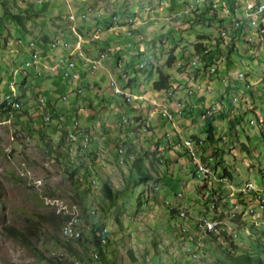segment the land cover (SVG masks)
<instances>
[{"label":"rangeland","instance_id":"obj_1","mask_svg":"<svg viewBox=\"0 0 264 264\" xmlns=\"http://www.w3.org/2000/svg\"><path fill=\"white\" fill-rule=\"evenodd\" d=\"M2 1L7 2V7L5 8L0 3V24L4 28L0 32V38H7V40L6 43L0 41V264H55L54 262L57 261L60 262L59 264H99L98 261H82L78 257L79 254L70 251L64 245L68 238L64 237L62 228L74 215L79 216L80 227L87 238H90V223L99 219H101V222L104 221V225L108 227L110 238V243L107 246L108 250L106 247V251L115 255L116 264H152L150 262L157 264L156 260L151 259L152 256L157 260L158 257L161 258L160 264H229L223 261L221 263L216 262L217 257L223 256L222 252L218 247H215V244L207 243L209 240L208 235L206 237L201 231L202 228L197 227L198 218L214 217V215L218 217L219 213L205 209L202 204H198L190 198V195H192V198L197 197L195 187L198 185L199 179L192 177L191 168L194 169V164L190 162L186 150L183 157L179 156V158L173 160L170 154L173 150L169 145L166 146L165 154H159V146L155 145L154 142L153 145L150 143L151 140L147 138L148 132L150 134L151 131L144 133L142 131L145 126L139 127V124L133 122L134 128L139 127V134L133 135L132 141L126 135L122 139L128 141L130 151L134 150L133 152L136 155L138 154L143 163V168L149 173L146 181H141L136 171H131L129 164L118 163L120 159L119 151L122 149L118 150V145H121L122 141H120L117 132L112 133L103 129V132L97 136L100 128L96 124L99 119L104 122L105 110L103 108H100L99 111L93 110L98 119L88 117L84 110H79L82 107L86 111H90V102L99 105V101L104 102V94V97L108 100L106 101L107 107L111 99L118 101L120 104L116 108L119 129L122 127L121 122H123L125 129L129 130V121H133L135 114L133 105L138 101H127L122 94L115 92L114 87L111 85H109V88L104 87L102 90L103 92L105 89L104 93L101 92L99 95L93 93V90H91L92 92L88 91L89 89L86 87L82 89L81 94L78 93L69 84L70 80L68 78L52 77L54 75L51 73L50 63L47 62V56H50L51 52L42 51L40 44L49 42L48 45H50L51 41H56L60 46L66 41L67 36L72 35V39H78L79 34L80 44L76 47L83 49V41H90L92 36H95L94 38L98 37L97 40H99L103 36L101 33H93H97V30L99 32L104 31L108 27L106 26L108 22L114 25L122 24L123 27L115 29L116 37L114 40L117 43L118 41L121 42V45H118L121 46L124 56H126V52L129 53V56L134 55L132 50L135 49L134 53H137L138 58L133 60L126 70L128 73H133L138 82V75L146 76L147 79L148 73L145 70L149 68L156 69L158 66L163 67L168 54L175 50L178 44L185 43L189 48H192L194 42L204 39L211 50L216 51L212 53L215 54L213 62L218 66L217 69L226 71L227 67H231L228 69L229 75L222 74L223 71H220L216 81H214L219 82L222 80L224 84L221 87L223 93H219V89L214 90L212 85L214 79L209 77L210 70L206 66L202 68L193 67L196 74L188 67L186 58H192L195 55H191L189 50L183 51V48H181L180 52L186 53L184 55L186 58H183L181 53H176L178 55L176 62L171 67L165 66V69L172 74V80L174 86H176V90L169 94V98L172 101H178L179 98L174 99L173 97H176L175 94H178L179 90L184 96L187 87H191L188 89L192 93L196 91L203 92L205 86L202 85L201 90L199 85L203 83L197 80L203 74L201 80L208 79V83L212 87L209 93L221 94L223 99H227L229 105L240 104L243 107V113L231 116L232 119L228 118L230 115L228 112H220L222 114H219L220 110L215 109V116L220 117L221 120V123L217 126L219 134L214 135L212 140L204 141L202 146L203 151L206 153L215 149L214 154L216 156L214 163L210 164V174H205L204 177H208V180L210 178L217 180L219 178L216 174L217 170L224 172V166L228 168L231 177L227 176V179L224 180L225 187L223 188H226V192L221 193V195L223 199H230L233 202L232 200L239 196L240 186L248 180L252 181L257 187L264 188V168H261L262 160L264 161V124H262L264 122V96L261 95L258 99L259 96L255 95V91L252 94L244 93L243 83L238 81L243 80L240 76L234 80L238 81L236 86L231 84L230 87H227V80L225 79L228 76V79L232 77L233 70H235V74L243 71L246 76H251L250 69L247 68L248 58L243 55L244 53L247 55L248 52H252L253 55L251 56H255L252 57L251 62L256 64L258 73L264 75V64H262L264 59L261 62L257 61L258 51L264 43V34L257 33V28L252 27L255 28L253 35L243 33V36L239 34L234 41L225 37V41L218 43L217 38L221 36L219 18L224 17V24L228 30L231 24L233 26V20L229 15H226L228 14L226 11L222 10V5L225 4L223 0ZM210 1L213 2L211 5L214 6L219 16L211 19L208 14H205L203 19H192L194 13H200L204 4L206 2L210 4ZM247 1L244 0V3ZM237 3L243 5V0H241V3ZM99 11H102V17L99 15ZM73 12L76 13L75 19L70 17ZM15 13L20 14L23 25H18L10 17L11 14ZM108 15H111L113 21L107 19L106 16ZM189 19L192 20L189 21ZM85 20L89 22L95 20V22L91 21L93 23L86 27L81 25V22L85 24ZM74 23L81 25L77 32L72 29ZM126 27L134 28V33L127 34L124 31ZM83 31L86 33L83 34ZM234 32V27L229 30L230 35ZM20 38H22V41L19 40ZM32 40L35 41V44L33 42L32 47H30L29 43ZM130 41L132 45H128ZM157 41L163 44V49L160 51L161 56L154 51V48H156L154 44ZM33 47L40 54L37 65L42 64L36 68L26 64L27 59L29 61L32 59L30 56ZM103 48L104 57L102 58L103 62L100 60L101 66L108 55H113L112 51H114L112 50L113 46ZM140 48L141 51L138 50ZM218 49L221 51H218ZM226 56H228L227 59L224 58ZM141 64L144 65V71L141 69ZM135 69L138 70V73H135ZM99 72L100 70H96L94 74L89 75L91 82L95 81ZM46 78L48 81L43 80ZM191 79L194 80L191 86H184ZM15 80L19 87H21L22 80L25 81V85L20 88V91L19 87H16L17 84H14ZM119 80L120 78H118L119 84L117 85L120 88L130 90L129 86L126 85L125 87V83L122 85ZM9 81L11 82L9 83ZM124 81L127 83L128 79ZM148 82L151 81L147 79ZM9 86L12 93H15L14 95L18 93L17 97L22 110L3 114L1 102L5 97H8ZM262 87L264 89L263 85ZM208 88L210 89L209 86ZM130 91L133 92V90ZM183 96L180 97V100L184 98ZM235 96H241V99L235 101L233 99ZM218 99L221 100L222 98L220 99L218 95ZM44 104L56 107V110L53 109L54 111L51 113L46 110L45 106L43 107ZM110 107L114 108L112 104H110ZM214 107L216 108V105L211 108ZM254 109L259 110L258 114L255 113ZM205 111L206 115H209L207 109ZM111 112L113 110L109 108L106 114ZM45 114H50L51 118L53 115L52 121H44ZM28 116L35 120V123L30 124V126L44 128L45 136L51 135L52 141L43 140L41 137H37L36 133L35 136L31 135L36 130L28 131L26 121ZM78 117H82L81 124L84 127L89 125L92 131L98 129L97 132L94 131L92 141L88 146L89 149H95L97 152L94 156V164L100 170V178L111 182L112 190L117 193L116 199H118L117 203L122 210L121 213L116 211L117 204L114 206L111 204L106 212H101L98 208L90 216L83 214L82 196L77 189V182H74L75 179L70 177L66 167L71 162L73 164L70 165L71 169L73 166L77 169L79 167L80 173L84 174L86 166H89L88 156L92 152H78L76 141L71 142L68 140V135L63 133L65 136L62 137L63 134L61 135L60 131L54 133L50 130L52 128L47 126L50 123L59 128L73 130ZM205 118H210V116ZM112 119L115 118L112 117ZM184 119V117H181V120ZM144 120L147 123V118ZM201 120L199 119V122ZM105 121L107 120L105 119ZM182 122V125L179 126L182 133H179V135L188 137L189 132L193 131H189L190 129H187V126L194 124V122L187 121V118ZM92 123L95 128H93ZM205 129H207V123ZM198 132L199 130H196V133L192 134L198 136ZM104 133L105 140L101 141L99 137H102ZM84 134L89 135L87 132ZM183 137L180 136V138ZM64 141H66L65 145L71 147V153L68 152L66 156L63 155L62 161H60L56 157L57 154L53 155L49 150L53 146L57 150H61L57 144L61 146ZM47 143L52 146H47ZM64 144L62 149L66 148ZM98 145L100 146L97 147ZM128 146H125L123 151L127 150ZM162 147H164L163 143ZM158 156H163L166 164L163 165L160 159L157 158ZM218 165H220V168H218ZM161 166L166 170L163 171L164 168ZM180 170L183 172V174L181 172L183 175L182 181L185 182L183 184L180 183ZM87 174L89 175V173ZM94 175L96 179H99L97 174ZM168 176L172 188L166 187L168 183L163 180ZM98 179V183L92 187L93 192L87 198L88 203L93 202L94 206L97 203L106 202V196L102 188L103 182ZM200 182L203 183L204 181L201 179ZM214 183L217 186V183ZM180 191L184 192L185 197L179 198L176 196V198L175 194ZM194 194L196 195L193 196ZM144 195H146L145 204L141 205L138 197ZM254 198L260 199V192L255 193ZM171 206L188 213L185 219L177 215L176 218L172 217L170 215ZM262 208L264 209V207ZM93 209H90V211L93 212ZM255 212L251 211L249 213H254L253 216L257 218ZM233 216L234 214L231 212L230 215L218 218L223 219L222 221L226 223L224 225L227 227H231V225L239 226V229H237L238 236L233 240L240 246V253L252 251L253 254H256L258 250L253 242L255 233H253L251 225L264 229V215L259 219H253L251 215L247 214L238 223L232 220ZM35 220H38L39 223H36ZM216 220L219 219L216 218ZM181 223H189L192 226L190 229L191 234L198 238L196 240L197 244H193V247L198 249L199 255L197 257H191L187 251L185 252L188 243L183 238V232L180 231ZM184 227L186 226L184 225ZM9 228H16L21 234L15 235ZM226 230L229 231V229ZM222 231H225L224 227ZM261 237L264 240L262 234ZM218 240L220 241V237ZM153 242H157V252H160L157 256L153 255ZM201 242L206 244L203 250L198 248L199 244L202 246ZM70 243L87 258L96 252L94 248L87 251L82 243L75 239ZM87 244L89 245V241ZM36 249H39V252ZM130 251H132L134 258L130 256ZM40 253L45 258L40 256ZM145 259L149 261L144 262Z\"/></svg>","mask_w":264,"mask_h":264},{"label":"crops","instance_id":"obj_2","mask_svg":"<svg viewBox=\"0 0 264 264\" xmlns=\"http://www.w3.org/2000/svg\"><path fill=\"white\" fill-rule=\"evenodd\" d=\"M210 2L213 3L212 1H210ZM234 10L235 9L230 6V10L227 11L228 14H226V15H229V17L232 20H234V16H233ZM138 12H140V11H138ZM242 12H243V5L241 4L240 8L236 12L237 16L238 15L240 16V14ZM99 15L100 16L102 15V11H99ZM110 16L111 15H108L106 17H107V19L109 18L111 21H113V18L111 19ZM91 21L95 22V20H90V22L85 20V24H84V22H81V25H83V26L85 25L87 27V25L89 26L90 23H93ZM81 25L79 26V28H81ZM106 26H108V27L106 29H104V31L93 33V34L101 33L103 35L99 40H97L98 37L94 38L95 36L91 35L92 37H91L90 41L89 40L83 41L84 57H79L77 55V52H76V51H78V48L76 47L77 38L72 39V37H71L72 35L67 36L68 38H66V41L63 44H61L60 46H59L58 42H57L56 46H52V41L50 42V47L48 45L49 42H42L40 44L41 45L40 48L42 49V51H50L51 52L50 56L49 55L47 56V62L50 63V67H51L50 69H52L51 73L54 75L52 77L68 78L70 80L69 84L73 87V89H75L80 94L82 93V89L84 87H86L89 89L88 91L92 92L91 90H93V93H96L97 95H99L102 92L104 87L109 88L111 79L117 80V82H118V78H120L119 82L122 85H124V83H125V87L127 85V86H129L130 90H133V92L132 91L131 92L134 94V96H136V98H134V100H136L138 102H136L133 105V107L135 109V114L133 116V121H131V120L129 121V124H130L129 130L125 129L123 122H121L122 127L119 129V126L117 124L118 120L116 118L118 111L116 110V108L118 106H120V104L118 103V101L111 99L109 106L107 107L106 101H108V100L104 97V94H103V101L104 102L99 101V105L98 104L95 105L92 102L93 104L90 105V111H86L85 108H82V107L79 108V110H81V111L84 110L88 117H93V118H97V119H98V117H96V113H93V110L99 111L100 108H103L105 110L104 122L101 119H99V122L96 124V126H98L100 128V132L97 133V136L101 132H103L102 130L104 129V130H107V131L112 132V133L117 132L118 136L120 137V141H122V142L124 141L122 138H124L125 135L127 136L128 139H130L132 141L133 135L136 134L134 132V130L136 128H134L132 125L133 122H136L134 117L141 115L143 117V119L147 118V123L145 121L144 126L147 127V131H151V133H152V134L151 133L149 134V132H148L147 138L151 140L150 143L153 144V142H154L155 145H158L159 146L158 147L159 154L161 153L162 155L166 153V149L168 147L167 145H169V147L171 146L172 147L171 149L173 151L170 154H171V159L173 160L175 158H179V156L183 157L182 151L175 149L174 145L179 140L187 138V137H183L182 135H179V133H182V129H180L179 126L182 125V123H183L182 121H184L186 118H187V121L189 120V122H191V121L194 122V124L187 126V129H190L189 131H193V132H189L190 136L188 135V137L196 136V138L199 137V138H203L206 140V139H208V130L207 129L209 127V124H208V118L206 119L205 117L210 116V115L205 116V112H206L205 110L206 109L208 110V108H211L213 105H216L215 109H218V111L220 110L218 112L219 114H222L220 112H223V113L228 112L230 114L228 116L229 119H232L231 116H235L237 114L243 113V107L240 104H238V105L237 104H230L229 105L227 103V99L226 98L223 99V96H221V94H217L214 92L209 93L210 91H203V92H197L196 91L195 93H189V89L191 87H187V89H186L187 91L184 94V96L182 95L181 90H179L178 94H175L176 97H173L174 99L179 98V100L176 102L172 101L169 98L170 93H166V91H164V90H159V89H156L153 87L152 81L159 77V75H158V73H156V71H155L153 78L150 80L151 82H148L149 84L147 83V79L145 78L146 76L138 75L139 81L137 82L136 81L137 78L134 77V74L128 73V71L126 70L128 68V66L133 62V60H136L138 58V55H136L137 53H134L135 49L132 50V53L134 55L129 56V53L126 52V56H124L125 54H123V51H122L121 46H120L121 42L118 41V43H117V41L114 40V38L116 37V33L114 32L115 29L117 27L118 28L123 27L124 25H122V24L121 25H114V24H111L110 22H108ZM254 29L255 28H249V27L246 28V25H243L242 29H241L242 32L240 34L243 36H244L243 33H246L245 35H248V34L253 35L254 31H255ZM101 30H102V28H101ZM125 30L126 29H124V31ZM234 30H235V32L232 35H235L236 32H238L237 29H234ZM89 32H91V31H89ZM84 33H86V32L83 31V34ZM155 39H156V37H155ZM201 41L204 42V44H207L204 39ZM118 44H120V45H118ZM162 45L163 44L159 41H157V43L154 44V46H156V48H154V51L159 56H161L160 51L163 49ZM183 45H185V43L178 44L176 49L174 50L175 53H181L180 51H181V48H183ZM108 46H110V48L112 46L114 47L112 49V50H114V51H112L113 55L109 54L108 57L106 58V60L104 61V63L102 64V66H101V64L98 66V68L96 70H100L99 75L96 76V79L94 82H91L89 79V75L94 74L96 70L92 68V65L89 64L88 60L95 58V57H98L101 54V52H103V50H102V49H104L103 47H108ZM250 46L253 47L252 45H250ZM209 48L211 49V47H209ZM253 48H255V47H253ZM138 50L141 51V48ZM138 50H136V52H138ZM213 52H216V51L213 50ZM258 54H259V57L257 58V61L258 62L263 61V59H264V43L260 47ZM71 55L76 57L77 60L80 59L82 62H85V61L87 62V64L83 65V66L80 62V68L78 70L79 74H78L77 78L65 77L62 73L63 69L65 68V66L63 64L64 61L68 60ZM187 55H188V53H187ZM214 55H215L214 53H212L211 55H207V59H208L207 65H209V66L210 65H212V66L216 65L213 62V58H214L213 56ZM243 55L245 56V58H248L247 59V63H248L247 68L250 69L249 72H251V76L250 75L246 76V73H244V74L248 78V81H249L251 87L246 89L247 87L244 84V81L243 80H238V81H242V83H243L242 87L244 89V91H243L244 93L252 94L253 91H255V95L259 96L258 99H260L261 95L264 96V89L262 87V85L264 86V75L258 73V71H257L258 68H257L256 64H252V62H251L252 57H255V56H251V55H253L252 52H248L247 55L244 53ZM129 58H130V60H129ZM193 58L194 57H192L191 60H193ZM102 62H103V60H102ZM204 62H205V60L203 58H201V64L197 67H200V66L205 67L204 64H202ZM262 64H264V62ZM41 65L42 64L39 63V65H37V66H41ZM34 66L37 67L36 65H34ZM100 66H101V69H100ZM143 66L144 65L141 64V67H143ZM55 68H57V69H55ZM230 68H231L230 66H229V68L227 67L226 71H224L222 69L218 70L217 68L215 70H210V76L209 77L211 79H214L212 85L214 87V90L219 89V93H223V90L221 87L224 84H223L222 80H220L219 82H214V81H216V78L218 77L217 75H218L219 71H223L222 74L229 75L228 69H230ZM233 71H232L233 73L231 74L232 77L228 79V77H229L228 76L225 79V80H227V82H226L227 87H230L229 85H231V84L233 86L237 85L238 81H234V80L236 78H238V73L235 74V70H233ZM135 73H137V72H135ZM127 76H128V78H127ZM203 76L204 75L202 74L201 76H199V78H197V80L201 81L204 84V86L211 87V85L208 83L209 82L208 79L201 80ZM48 78H51V77H48ZM127 79H128V82H127L128 84L124 81ZM43 80L48 81L47 78L43 79ZM105 81L107 82L106 84H105ZM193 81L194 80L191 79V81L184 86H188V85L191 86ZM258 81H259V83H257ZM226 86H225V88H226ZM239 86H241V85H239ZM131 87H133V88H131ZM104 91H105V89H104ZM104 91L102 93H104ZM218 95H219L220 99L222 98L221 100L218 99ZM182 96L184 98L180 100V97H182ZM240 98H241V96H240ZM178 102H181L182 105H178ZM51 104L54 105L53 103H51ZM110 104H112L114 106V108L110 107ZM48 107H49V109L50 108L51 109L56 108L53 106L51 107L49 105H48ZM109 108H111L113 110V112L106 114V112L109 110ZM165 110L171 112L174 115V119H170L167 116H165L163 114V112ZM215 111L213 112V116H210V118L212 119V122L216 126L215 130H214V135H218L219 132L217 131L218 130L217 126L219 125V123H221V120H220V117L215 116ZM238 111H240V112H238ZM254 111L256 114H258L257 112L259 110L254 109ZM248 112H251V111H248ZM112 117L115 119H112ZM181 117H184L185 119L181 120ZM201 117L203 118L202 120H201ZM105 119L107 121H105ZM199 119L201 120V122H199ZM82 120H83L82 117H78L75 123L80 125L81 127L85 128L87 130V133L88 134L90 133V136L92 138L94 131L97 132L98 129L92 131L89 125H86L84 127V125L81 124ZM109 122H111V123H109ZM206 123H207V129H205ZM92 126H93V128H95V125L93 123H92ZM101 127H102V129H101ZM194 129H195V131H194ZM196 130H199V132L197 133L198 136L195 134H192V133H196ZM142 132H144V130ZM168 132H170L171 135L167 136ZM104 135H105V133L103 134L102 137H99L101 139V141L105 140ZM180 136L183 138H180ZM209 140H212V139H209ZM122 142H121L120 146H123ZM162 143L164 144V147H162ZM153 145H152V147H153ZM99 146L100 145H98L97 147H99ZM152 147H150V148H152ZM131 155H130V157H131ZM132 157H133V155H132ZM121 159L122 158H120L119 161ZM163 159H164V157H163ZM165 162H166V160H163L162 164L163 165L166 164ZM262 162H263L262 167H264V161L262 160ZM161 167H163V166H161ZM165 170L166 169L164 168L163 171H165ZM181 172H182V170L179 171V175L181 174ZM182 174H183V172H182ZM182 174L180 175V177H181L180 183L183 184L185 182L182 181V177H183ZM169 176L167 178L166 177L163 178V180L166 181L165 183H168L166 187L172 188L171 182L168 180Z\"/></svg>","mask_w":264,"mask_h":264},{"label":"trees","instance_id":"obj_3","mask_svg":"<svg viewBox=\"0 0 264 264\" xmlns=\"http://www.w3.org/2000/svg\"><path fill=\"white\" fill-rule=\"evenodd\" d=\"M223 1L225 2V4L222 5V10L223 11H226V12L229 11L230 10V6L234 8L235 0H223ZM237 2H240V1L237 0ZM0 3L2 5H4L5 8L7 7L6 6V3H7L6 1L0 0ZM211 4H213V3H211ZM211 4H208L206 2L204 4V6L202 7L200 13L195 12L194 15H193L194 17L192 19H203L205 14H208V17L211 18V19L212 18L214 19V18L218 17L219 15L217 14V11L215 10L214 6H212ZM233 13H234V11H233ZM10 17L12 19H14L18 25H20V26L23 25L22 24V17H20V14H18V13L11 14ZM192 19H189V21L192 20ZM233 26H235V24H233ZM0 27L2 28V30L0 28V32H2L4 30V28H3L2 25ZM219 27H220V30H221L220 31L221 36H219L217 38L218 43L221 42V41H225L226 40L225 37L234 41L236 39V37H238V35L240 34L241 29H242L241 27H237L236 26L235 29H237L238 32H236L235 35H232V34L230 35L229 34L230 28H229V30L228 29H223V28H225L224 17H220L219 18ZM77 28L79 29V24H77ZM222 29L226 30V33H223ZM98 31L99 30H97V32ZM126 33L128 34V32H126ZM16 34H18V33H16ZM198 37L200 38V36H198ZM6 40H7V38H4V39L0 38L1 42H5L6 43ZM19 40L22 41V38H20ZM33 42L35 44V41H33V40L29 43L30 47H32L31 44ZM54 43L57 45L56 41H54ZM128 45H132V42L130 41V44H128ZM52 46H53V44H52ZM49 47H50V45H49ZM33 48H34V50H37L35 47H33ZM207 48L209 49L208 45L204 44V42L196 41V42H194L192 44V48H189V46L184 45L182 50L183 51H188L189 50L191 55L199 54L200 56L197 55V58L198 59L203 58L205 60L204 63L208 64L207 55H211L213 51L211 49H209L208 52L207 51L205 52V50ZM218 51H221V50L218 49ZM185 54L186 53H182L181 56L183 58H186V57H184ZM79 57H82V56H79ZM177 57H178V55L176 53H174V50H172L168 54L167 59L165 61V64L163 65V67H159L158 66L156 69L149 68L148 70H145V72L147 71V73H148L147 79L149 81L153 78V76L155 74V71H156V73H158L159 77L152 81V85H153L154 88L159 89V90H164V91H166V93H172L174 90H176V88H175L176 86H174V83H173V80H172V74L168 70L165 69V66L166 67L167 66L171 67L172 64L174 62H176V58ZM194 58H196V56ZM79 60L80 59H78V61ZM66 61H68V60H66ZM186 61H187L186 64H188V67H190L191 70L194 71L195 74H196V71L194 69L195 67L193 68V66L191 65L192 64L191 58H186ZM79 62H82V61L80 60ZM27 66H29V65H27ZM31 66H34V65H31ZM64 66H65V68H67L66 64H64ZM210 66H212V65H210ZM210 66H208L209 69H211ZM216 68H217V66H216ZM141 69L144 71L143 67H141ZM135 72L138 73V70L135 69ZM11 81H9V83ZM15 84H17L16 80H15ZM20 84H21V87L24 86L25 85V81L22 80V82ZM17 86H18V84L16 85V87ZM21 87H19V91H20ZM11 90L12 89L9 86V92L7 93L8 97H5L3 102H1V107H2L3 114H9L11 112L15 113V112H17L19 110H22L21 109V103H20V101H19V99L17 97L18 93H16V95H14L15 93L13 94ZM20 96H21V94H20ZM122 96H124V98L127 100V97H126L125 94L122 93ZM90 105H92V102H90ZM49 111L52 113L54 110L50 108ZM1 114H2V112H1ZM45 115H50V114H45ZM52 118H53V115H52ZM52 118L50 117L49 119H46V116H45L43 120L46 121V122L50 121V120L52 121ZM26 121H27V124H28V126H27L28 127L27 128L28 131L31 132V130H34V131L36 130L33 134H31L32 136H35L34 134L36 133L37 137H41L43 140L48 139V140L52 141V136L51 135H50L51 137L48 136V135L45 136V133H44L45 131L43 130L44 128H42V127L34 128V127L30 126V124L35 123L34 122L35 120L31 116H28ZM135 121L137 122V124L140 125L139 127H142V126L145 125V120L143 119V117L141 115H139L137 117L135 116ZM208 124H209V127L207 129L208 130V139L207 140L214 138V130H215V127H216L214 125V123L212 122L211 118H208ZM47 126L49 128H52L50 130H52V132H54V133L60 131L61 135L63 133L65 135H68L69 136L68 140H70L71 142L72 141H76V148H77L76 150L78 152L89 151V152L93 153V154L91 153V155L88 156L89 157V162H88L89 166H86V171H85L84 174L80 173L79 167L77 169L76 167L73 166L72 169H71L70 165L71 166L73 165L71 162L66 167L68 173L70 174V177L72 179H75L74 182H77V189L79 191V194H81V196H82L81 204H82V207H83V214H85L86 216H90L94 212H96V210L98 208L101 210V212H106V210L111 207V204L113 206L116 205V204L118 205V203H117L118 199H116L117 193L112 190L111 182L109 180H107V179H105V181H104L103 179L100 178V175H101L100 174V170L94 164V162H95V157L94 156L96 155L97 152H96L95 149H89L88 145L92 141L91 136H90V140L87 143H84V137L83 136L85 135L84 133L87 132V130L85 128L81 127L78 124L75 125V128L73 130H67L66 128L65 129L64 128H59L56 125H52L50 123L47 124ZM138 128H136L134 130L136 134H139ZM72 133H74L76 135V137L71 138L70 135ZM64 134L62 135V137L65 136ZM89 135H90V133H89ZM193 137L196 138V136H193ZM66 141H64L63 144ZM63 144L61 146L59 144H57L59 146V148L61 149V150H57V148L55 146L50 147L52 145L47 143V146H49L51 148V150H49V151H51V153H53V155L57 154L56 157L60 161H62L63 155L66 156V154L68 152L71 153V150H70L71 147H69V146H67L65 144L64 145L66 146V148L62 149L63 148ZM125 146H128V141L127 140L123 141V146L118 145V150L120 148H122V149L124 148L125 149ZM133 151H130V146H128L127 150H125V151L121 150L120 151L121 152L120 158H122V159L120 161H118V163L129 164L131 166V171H136L138 177H140L139 179L141 181H146V179L149 177V173L146 172V170L143 168V163H142L141 159H139L138 154L136 155ZM131 154L133 155V157H132ZM130 155H131V157H130ZM187 155L189 157L190 162L192 164H195V160L192 158L191 154H187ZM202 158H203V161H207V157L204 154L202 155ZM212 159H213V157L210 156L208 160L210 161ZM69 168L71 169L70 171H69ZM223 169H224V173L227 176L231 177V173L228 170V168H226L224 166ZM77 171H79V172H77ZM191 172L194 173V169L193 168H191ZM87 173H89V175ZM94 174H97L99 179L102 180V182H103L102 188H103L104 194L106 196V198H105L106 202L97 203L95 206H94L93 202L88 203V201H87L88 195L93 192L92 187L98 183V181H97L98 178L96 179L95 178L96 176ZM203 181L205 182V184H201L200 183V184H198L195 187V191H196L197 197H193L192 198V195H190V198L192 200H195L196 203L202 204V206L205 209L213 211L214 213H219L218 217L230 215L233 207L236 205V202L234 200H233V202H231L230 199L229 200L228 199H223V197L221 196V193L224 192L225 189L223 188L222 184L218 183L217 186L214 185V186L209 187L208 184H206L207 181H208V177L204 178ZM205 188H208L210 193L208 195H206V196H201L202 195L201 194V189H205ZM207 193H208V191H207ZM196 194H194L193 196H195ZM241 195H243L242 192L239 193V196L235 197V200H237V199L240 200ZM145 196L146 195H144L142 197H140V196L138 197V200H139L141 205L145 204V201H144L145 200ZM118 206L116 207V211L121 213L122 210L120 209V205H118ZM92 207H95V208L93 209ZM90 209L91 210L93 209L94 211L92 212V211H90ZM263 210L264 209L262 208V211ZM234 214H235V212H234ZM170 215L172 217H174V218H176V215L177 216H181V210L179 208L175 207V206H171ZM255 215H256V217L258 216V211L255 212ZM214 217H217V215H214ZM242 218H243V214L236 213L232 217V220H234L235 222L238 223L239 221H241L240 219H242ZM35 222L39 223L38 220H35ZM119 222H120V220H119ZM251 226L253 228L252 229L253 233H255V239L253 240V242L255 243V246L257 247V250H258V252L256 254H253L252 251H245V252H241L240 253V250H239L240 246L234 241L235 240L234 238L229 237L228 232L222 234L223 236L220 238V241L218 240L219 236L217 234H214L212 232L208 233L209 240L207 241V243L211 242V243H213V245L215 244V247H218V249L223 254L222 257H217V259H216L217 263H221V261H223V262H227L229 264H264V256H263V254H264V240L261 239L262 238L261 234H262V236H264V229L256 227L253 224ZM36 227L37 226L35 225V228ZM104 227H106V225H104V221L101 222V219H99L98 221H93L92 223H90V238H87L86 236H84V232H83V229L81 227H80V229H82V235L80 237H78V238H75V240H77L78 242L82 243V245L84 246V248L87 251H89L90 248H94V250L96 251L94 253L95 256L91 255V256H89L87 258L83 253H81L80 251L76 250L70 243V242H72L73 239H66V241L64 242V245L66 247H68L70 251L79 254L78 257L82 261L83 260H86V261H98L99 264H116L115 255L112 254L109 251H106V247L110 243L108 230H107V234H106V238L107 239L105 238L106 242H103L101 240V236L103 234ZM237 229H239V228H237ZM9 230H11V232L13 234H15V235H20L21 234V232H19L18 229H16V228H9ZM188 230H189V228H187V235H184V233L186 232V228H184V225L182 223L180 224V231L183 232L182 233L183 234V238L186 239L187 241L189 240V236L191 234ZM221 231H222V229H220L218 232H215V233H221ZM233 235H234V233H233ZM55 237H57V236H55ZM196 240H197V238H195V241L192 240L191 242H188V246L185 247V252L187 251V253H189L191 255V257H194L193 253H192V250H191V248L194 249L192 243L194 244V242H196ZM88 241H89V245L87 244ZM36 250H38V252H39V249H36ZM107 250H108V247H107ZM152 251H153V255L154 256H157V254H160V252H157L158 251L157 242H153ZM197 254H199L198 253V249H197ZM39 255L45 258V256L42 255L41 253ZM113 256H114V258H113ZM130 256H132L134 258L132 251H130ZM151 259L152 260H156L158 262L157 264H160V259L161 258L158 257V260H157V258L152 256ZM146 260L147 259H145L144 262H146ZM147 261H149V260H147ZM54 263L55 264H59L60 262L57 261V262H54ZM150 263L155 264L153 262H150Z\"/></svg>","mask_w":264,"mask_h":264},{"label":"clouds","instance_id":"obj_4","mask_svg":"<svg viewBox=\"0 0 264 264\" xmlns=\"http://www.w3.org/2000/svg\"><path fill=\"white\" fill-rule=\"evenodd\" d=\"M85 14V13H84ZM134 28H130V27H127L126 28V32H128L129 30L131 31V33L130 34H133L134 33V30H133ZM100 30H101V28H100ZM99 32V31H98ZM129 34V33H128ZM52 44H53V46H56V44L54 43V41H52ZM33 49V48H32ZM210 49V48H209ZM208 48L205 50V52L206 51H208L209 50ZM34 50V49H33ZM35 51H37V50H35ZM38 52V51H37ZM77 52V51H76ZM78 53V52H77ZM31 54V53H30ZM40 55V54H39ZM78 55V54H77ZM197 55H199V54H196L195 56H197ZM194 56V57H195ZM200 56V55H199ZM31 57H32V55H31ZM70 58H74V59H76V57H74L73 55H71L70 56ZM69 58V59H70ZM40 59V58H39ZM65 62H67L66 60L64 61V63ZM204 64V66H209V65H205V63H203ZM36 66H37V64H36ZM193 66V65H192ZM193 67H195V68H202L201 66L200 67H197V66H193ZM208 68V67H207ZM57 69V68H56ZM209 69V68H208ZM96 70V69H95ZM209 70H211V69H209ZM244 73L243 71H239L238 72V76H240V73ZM62 73H63V71H62ZM244 76H245V74H244ZM241 78H243L242 76H240ZM245 78H247L246 76H245ZM243 81H244V78H243ZM247 81H248V78H247ZM249 82V81H248ZM116 83L117 84H119L118 82H117V80H116ZM245 84V83H244ZM250 84V83H249ZM110 85L111 86H113L114 87V85H112L111 84V81H110ZM202 85H204V84H202ZM247 88H250L251 87V85H250V87H248V86H246ZM114 89V88H113ZM123 89V88H122ZM126 89V90H125ZM123 90H125V91H127V92H130V93H132L131 91H129V90H127V88H124ZM202 90V89H201ZM114 91H115V89H114ZM202 91H211V87H210V89L208 88V86L206 87L205 86V88L202 90ZM116 92V91H115ZM117 93H119V92H117ZM189 93H192L191 92V90L189 91ZM120 94H122V93H120ZM124 94V93H123ZM133 94V93H132ZM134 95V94H133ZM41 100L43 101V98H41ZM128 100V99H127ZM132 100H134V99H132ZM129 101H131V100H129ZM44 102V101H43ZM46 107V110L47 111H49V107H48V105L47 104H44L43 105V107ZM208 112H209V115L210 116H213V112L215 111V107L214 108H210V109H208L207 110ZM238 112H240V111H238ZM171 113V112H170ZM212 114V115H211ZM166 116V115H165ZM205 116H206V113H205ZM51 117V116H50ZM169 118V117H168ZM171 119H174V116H173V118H171ZM262 124H264V122H262ZM264 126V125H263ZM143 130H144V132H146L147 131V127L145 126L144 128H143ZM169 135H171L170 134V132H168L167 133V136H169ZM186 139H190L192 142H193V144H194V153L187 147V146H185L184 145V141L186 140ZM207 140V139H206ZM205 139H203V138H193V137H187V138H185V139H182V140H179L175 145H174V147H175V149H177V150H181L182 151V153H183V155H184V151L186 150V154H191V156H192V158L195 160V164H194V173L192 174V177H197L198 179H199V181H198V184H200L201 182H200V180L202 179H204L205 177H201V176H199L198 174H197V164H198V162L199 161H201V162H203L204 164H206L208 167H209V169H210V171H211V168H210V164H212V163H214V161H215V159H216V156H215V149L214 150H212L211 152H208V153H206V152H204L203 151V149H202V146H203V142L204 141H206ZM182 142V144L181 145H179V143H181ZM119 153L121 154V152L119 151ZM205 155L206 157H207V161H203V158H202V155ZM210 156H212L213 157V159L212 160H208L209 159V157ZM159 159H160V161H162L163 162V157L162 156H159L158 157ZM218 168H220V165H218ZM262 168H264V167H262ZM210 171L209 172H206L207 174L209 173L210 174ZM192 173V172H191ZM217 175H218V179L217 180H212V178H210L208 181H207V183L206 184H208V186L209 187H211V186H214L215 185V183L214 182H216L217 184L218 183H221L222 184V186L223 187H225V185H224V180H226L227 179V175L224 173V172H220V170L218 169L217 170V173H216ZM206 180V179H205ZM249 182H252V181H250V180H248V181H246L243 185H241L240 186V192H242V194L243 195H241V197H240V200L239 199H237V200H234L235 202H236V205L233 207V209H232V213L234 214V212H235V214L236 213H241V214H243V216H245V215H247V214H249V215H251L252 217H253V219L255 218L254 216H253V214H251V213H249V211H248V209H247V206L250 204V203H253V205H257L259 202H261L263 205H264V201H262L261 199L262 198H264V188H261V187H257L253 182V185H254V188L253 189H248V188H246V185H247V183H249ZM201 184H205V182H203V183H201ZM207 191H208V193H207ZM260 191H263V194L262 195H260L261 197H260V200H256L255 198H254V194L255 193H259ZM183 192V191H182ZM224 192H226V189H225V191ZM239 192V193H240ZM210 193V191H209V189L208 188H205V189H201V196H206V195H208ZM223 193V192H222ZM177 194L178 193H176L175 194V197L177 196ZM199 196V195H198ZM222 196V195H221ZM182 197H185V195H184V192H183V196ZM223 197V196H222ZM177 198V197H176ZM241 200H242V202H241ZM233 201V200H232ZM239 202H241V203H239ZM182 211H184V210H181V212ZM234 214V215H235ZM262 215H264V210L263 211H260L259 212V216L257 217V218H255V219H259V217H261ZM187 216V214H186V212H185V215H182L181 214V217L183 218V219H185V217ZM200 218H202V217H200ZM200 218H198V220H197V225H198V221L200 220ZM207 218H211V219H214V218H217V219H221V218H218V217H207ZM188 225L189 226V232L191 233V231H190V229H191V225L189 224V223H183V225ZM232 226V225H231ZM198 227V226H197ZM237 228H239V226L237 225H233L230 229H229V231H227V230H225V231H222L221 233H215V232H212V233H214V234H217L220 238L223 236L222 234L223 233H227L228 232V234H229V237H231V238H235L236 236H238V230H237ZM237 232V235L236 236H234L233 235V232ZM185 232V231H184ZM185 235H187L186 234V232H185ZM206 235H208V234H206ZM187 241V240H186ZM202 241H205V240H202ZM204 247H206V244H205V246ZM204 247H203V249H204Z\"/></svg>","mask_w":264,"mask_h":264},{"label":"built area","instance_id":"obj_5","mask_svg":"<svg viewBox=\"0 0 264 264\" xmlns=\"http://www.w3.org/2000/svg\"><path fill=\"white\" fill-rule=\"evenodd\" d=\"M69 1V0H67ZM240 8V5L239 3H237V0H235V5H234V13H233V16H234V20H236V23H237V27H241L243 25H246V19L248 17H253V9L254 8H261V17L260 18H263L264 17V0H249V4H246V5H243V12L240 14V17L237 16L236 12L238 11V9ZM76 18V13L73 12V18L72 19H75ZM240 18V19H239ZM256 20H259V19H256ZM72 29L73 31L77 32V25L76 23H74L72 25ZM128 33L130 34L131 31L129 30ZM80 44V38H79V34H78V39H77V42H76V45ZM32 52V59L29 61L28 60V65H36L39 58H40V55L37 51L35 50H31ZM78 56H82L84 57V51L83 49L81 48H78ZM103 58V57H102ZM225 59H227V56L224 57ZM100 60L102 59H89L88 62L89 64L92 65V68L93 69H97L99 64H100ZM192 63H193V66H199L201 64V59H193L192 60ZM64 64L67 65V68H65L63 70V75L65 77H74V78H77L78 77V70L80 68V62L77 60V59H74V58H70L68 59L67 62H65ZM82 66L83 65H86L87 62H81ZM203 64V63H202ZM240 76H242L244 78V83L246 86L250 87V84L249 82L247 81V78H245V76H243V73L241 72L240 73ZM111 84L114 85V89L116 92H119V93H124L127 97L128 100H132L134 98H136V96H134L132 93L130 92H127V91H118L116 90V86L115 84L113 83V81L111 80ZM178 104H182L181 102H178ZM164 115H166L167 117H169L170 119L173 118V114L170 113L169 111L165 110L163 112ZM46 116V119H49L50 118V115H45ZM71 137H75V134L72 133V136ZM185 142L189 143L191 145V149L192 151L194 152V144L193 142L190 140V139H186ZM200 163L202 164V172H206V164H204L203 162L200 161ZM247 187H254L253 184H249ZM263 194V191H260V195ZM177 196L179 198H181L183 196V192H178ZM261 197V196H260ZM262 198V197H261ZM257 201L260 200V199H256ZM262 201H264V198L261 199ZM262 206H264L261 202H259L257 205H253V203H250L248 206H247V209L248 211H258V216H259V212L262 211ZM223 219H219L218 222H211V218H207L206 221H204V227L202 229H209L210 228V224H218V225H221L224 227V229H230L231 227H227L226 225H224L225 222L222 221ZM226 224V223H225ZM185 225V224H184ZM186 226V234H187V228H189L188 225H185ZM71 227H80V224H78L76 221L74 222L73 225H71L69 228H68V233H70V229ZM202 231V230H201ZM82 235V229H81V234L80 236Z\"/></svg>","mask_w":264,"mask_h":264},{"label":"bare ground","instance_id":"obj_6","mask_svg":"<svg viewBox=\"0 0 264 264\" xmlns=\"http://www.w3.org/2000/svg\"><path fill=\"white\" fill-rule=\"evenodd\" d=\"M240 2H241V0H239ZM246 4H249V0L247 1V2H245L244 3V0H243V5H246ZM70 17L71 18H73V13H71L70 14ZM261 17V8H254L253 9V17H248L247 19H246V26L247 27H249V28H252V27H255V28H257V30H258V32L257 33H260V34H264V17L263 18H260ZM256 19H259V20H256ZM232 23L233 24H235V26H232V24L230 25V30L234 27V29H235V27L237 26V23H236V20H233L232 21ZM224 29H228V28H224ZM223 33H226V30H223L222 31ZM259 35V34H258ZM84 47V46H83ZM31 57V56H30ZM102 57H104V52H101V54L98 56V57H95V58H92V59H102ZM195 59H198L197 58V56H196V58ZM28 60L29 59H27V61H26V64L28 65ZM24 66H26V65H24ZM211 67V70H215L216 69V66L214 65V66H210ZM218 67V66H217ZM29 68H31V67H29ZM220 72V71H219ZM243 76H244V73H243ZM113 81V83L115 84V86H116V90H118V91H125V90H123L122 88H120L118 85H117V83H116V80H112ZM15 84V83H14ZM200 84V83H199ZM200 86V88L202 89V84H200L199 85ZM197 88V87H196ZM235 101H238L239 99H241L240 97H238V96H235L234 98H233ZM247 100V99H246ZM213 107V106H212ZM213 114V113H212ZM85 136V137H84ZM83 137H84V141H85V143H87L88 142V140L90 139V137H89V135H87L86 136V134L84 135ZM79 137V136H78ZM182 143V142H181ZM181 143H179V145H181ZM184 144H185V146H187L191 151H192V149H191V145L189 144V143H187V142H185L184 141ZM121 150H123V149H121ZM193 152V151H192ZM194 153V152H193ZM195 154V153H194ZM252 165V164H251ZM210 171V169H209V167L208 166H206V172H209ZM206 172H202V164L200 163V161L198 162V165H197V174H199V176H201V177H204V175L206 174ZM249 184H253L252 182H249V183H247V185L246 186H248ZM248 189H253L254 187H247ZM262 207H264V206H262ZM251 212V211H250ZM181 214L182 215H185V212L184 211H182L181 212ZM186 214H188V213H186ZM206 219H207V217H202V218H200V220H199V222H198V228L199 227H201V228H203L204 227V221H206ZM77 222L78 224H79V220H78V216H72V218L68 221V222H66L64 225H63V228H62V232H63V235H64V237H66V238H68V239H75V238H78V237H80V234H81V229H80V227H71V229H70V233H68V228L71 226V225H73L74 224V222ZM219 220H216V218L215 219H211V222H218ZM184 228H186V227H184ZM223 227L221 226V225H218V224H210V228L209 229H201L202 230V233H204L205 235L206 234H208L209 232H218L220 229H222ZM107 230H108V227H104V229H103V234H102V236H101V240L103 241V242H106V234H107ZM189 235V234H188ZM237 235V233L235 232L234 233V236H236ZM197 237V236H196ZM193 234H190V236H189V240L187 241V243L188 242H191L192 240H194L195 241V238H196ZM206 237H207V235H206ZM106 238V239H105ZM198 239V238H197ZM194 243H196V242H194ZM202 243V246H200V244H199V246H198V248H200V250H203V247L205 246V243H203V242H201ZM197 244V243H196ZM192 245H193V243H192ZM188 246V245H187ZM191 250H192V253H193V256L194 257H197L199 254H197V249H193V248H191Z\"/></svg>","mask_w":264,"mask_h":264}]
</instances>
